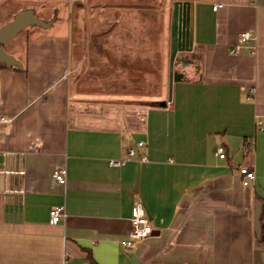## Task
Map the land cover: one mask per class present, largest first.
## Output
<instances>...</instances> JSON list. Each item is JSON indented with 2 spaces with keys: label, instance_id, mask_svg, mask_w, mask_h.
Here are the masks:
<instances>
[{
  "label": "crops",
  "instance_id": "crops-1",
  "mask_svg": "<svg viewBox=\"0 0 264 264\" xmlns=\"http://www.w3.org/2000/svg\"><path fill=\"white\" fill-rule=\"evenodd\" d=\"M75 1L6 0L18 5L7 20L28 8L63 18ZM185 1L192 49L162 106L122 93L74 105L60 18L33 27L24 59L11 52L18 64L0 68V264H264V0ZM242 32L256 37L254 55L229 53ZM240 165L255 172L249 187ZM60 169L65 185L52 178ZM136 204L152 232L125 249Z\"/></svg>",
  "mask_w": 264,
  "mask_h": 264
},
{
  "label": "rangeland",
  "instance_id": "rangeland-1",
  "mask_svg": "<svg viewBox=\"0 0 264 264\" xmlns=\"http://www.w3.org/2000/svg\"><path fill=\"white\" fill-rule=\"evenodd\" d=\"M177 1L181 0H77L67 6L63 18L46 9L47 19L39 17L34 8L21 11L32 12L45 24L60 18L68 25L74 105L85 106L82 101L93 98L91 95L122 93L141 99L144 104L162 106L172 92L170 26L173 4ZM17 7L0 0V27L13 20L15 15L7 18ZM33 27L41 33L48 28L30 25L9 39L3 50L10 56H14L12 51H18L24 59ZM186 54L177 53L175 71Z\"/></svg>",
  "mask_w": 264,
  "mask_h": 264
},
{
  "label": "built area",
  "instance_id": "built-area-1",
  "mask_svg": "<svg viewBox=\"0 0 264 264\" xmlns=\"http://www.w3.org/2000/svg\"><path fill=\"white\" fill-rule=\"evenodd\" d=\"M214 9L216 6L213 7ZM256 41L255 36H251L247 32H242L239 34V42L230 48L229 53L231 55L235 54H250L254 55L256 53V46L253 44ZM250 92H254V89L251 88ZM143 121L144 117L140 118ZM4 119L1 117L0 121ZM254 138H248L243 146L242 151L245 154L252 153L254 151ZM139 146H144L145 144L142 142L137 143ZM135 156V149L129 148L127 150V156L124 159L111 160L108 162L109 166L118 168L122 166L125 162L129 161L130 158ZM215 156L219 160L226 159V150L224 146L217 145L215 150ZM145 157H141V161H145ZM238 173L241 176V182L244 187H249L253 181L255 180V172L252 169L245 165L238 166ZM52 178L54 181L60 185H65L67 182V170L60 169L53 173ZM49 216L52 223H58L64 218V209L61 206L52 207L49 211ZM130 223H131V233L130 239L122 243L123 248L130 249L133 247L134 243L148 237L152 232L151 222L148 217L144 213L143 207L140 204H136L132 210L130 215ZM82 264H91L90 261L86 260Z\"/></svg>",
  "mask_w": 264,
  "mask_h": 264
},
{
  "label": "water",
  "instance_id": "water-1",
  "mask_svg": "<svg viewBox=\"0 0 264 264\" xmlns=\"http://www.w3.org/2000/svg\"><path fill=\"white\" fill-rule=\"evenodd\" d=\"M30 25L48 27L50 24H45L37 20L30 11H21L14 16L13 20L0 27V65L11 68L12 66L18 64L13 56L8 55L3 50V46L8 43L9 39L14 38L17 33L23 31ZM170 28L169 88L171 91L173 81L179 76L174 70V60L176 55L178 52H190L192 49L193 6L191 3L188 1H177L173 4ZM260 208L261 203L258 201L256 203L254 213V230L257 234V238H260L261 235L259 223V216L261 212Z\"/></svg>",
  "mask_w": 264,
  "mask_h": 264
},
{
  "label": "flooded vegetation",
  "instance_id": "flooded-vegetation-1",
  "mask_svg": "<svg viewBox=\"0 0 264 264\" xmlns=\"http://www.w3.org/2000/svg\"><path fill=\"white\" fill-rule=\"evenodd\" d=\"M180 62H182L183 64H178V65H177V69H181V68L185 67V65L187 64V63H186L185 56L181 59ZM181 66H183V67H181ZM182 70H183V69H182Z\"/></svg>",
  "mask_w": 264,
  "mask_h": 264
},
{
  "label": "trees",
  "instance_id": "trees-1",
  "mask_svg": "<svg viewBox=\"0 0 264 264\" xmlns=\"http://www.w3.org/2000/svg\"><path fill=\"white\" fill-rule=\"evenodd\" d=\"M1 67L5 68V66H4V65H0V68H1ZM258 239H259V238H258Z\"/></svg>",
  "mask_w": 264,
  "mask_h": 264
}]
</instances>
